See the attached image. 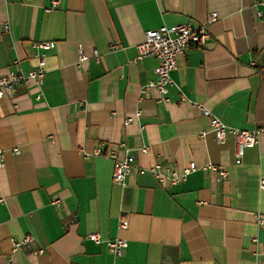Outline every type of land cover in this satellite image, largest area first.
Instances as JSON below:
<instances>
[{"label": "crops", "instance_id": "1", "mask_svg": "<svg viewBox=\"0 0 264 264\" xmlns=\"http://www.w3.org/2000/svg\"><path fill=\"white\" fill-rule=\"evenodd\" d=\"M50 6L0 0V76L28 73L38 52L46 70L41 89L0 98V264H264V134L237 163L233 139L220 142L200 107L233 127L264 126V0ZM211 12L218 20L209 38L178 56L167 98L155 88L142 94L158 65L154 57L133 61L145 31L199 27ZM80 46L90 59L79 67ZM97 146L134 157L125 186L113 180L111 158L86 155ZM191 162L198 168L177 184L149 170L160 163L165 173L182 171ZM207 164L226 177L203 170ZM90 232L102 242L87 239ZM26 234L34 243L13 250L12 240ZM116 237L128 242L119 257L107 246Z\"/></svg>", "mask_w": 264, "mask_h": 264}, {"label": "built area", "instance_id": "2", "mask_svg": "<svg viewBox=\"0 0 264 264\" xmlns=\"http://www.w3.org/2000/svg\"><path fill=\"white\" fill-rule=\"evenodd\" d=\"M60 0H51V6L47 8V11H51L59 4ZM261 4V2H259ZM260 17H264V12L258 11ZM218 20V14L211 12L205 23L199 27H195L192 23H182L175 26H161L155 29H149L145 31L144 40L137 44V55L133 61L141 62L148 57H154L158 59V65L155 67L156 80L151 81L142 87V94L146 90L155 88L157 89L162 99L167 98L169 87L174 84L172 72L177 68V58L182 54L186 48L193 45H203L209 38V26ZM5 28L8 29V23L5 24ZM33 46L41 50H50L52 48L51 42H33ZM94 58L100 59V54L97 50L94 52ZM38 64L35 68L31 69L28 73L10 71L9 73L0 76V98L8 95L14 97L16 90L19 87H36L41 89L45 80V55L44 52L37 53ZM90 59V56L84 50L83 47L79 48V59L77 65L80 67L83 62ZM42 96L40 92L37 95L39 99ZM184 97V96H183ZM141 98V97H140ZM204 114L209 118L211 130L215 133L217 139L220 142L225 141L231 137L234 141V154L236 162L239 163L242 160L245 149L247 147L255 146L260 141V136L264 134V126H259L254 129H244L227 125L219 117H217L212 110L200 105ZM141 116V111L138 110L133 116H128L126 122ZM205 132H203L204 134ZM143 151H147L148 147H144ZM19 148H14L15 153H19ZM5 151L0 147V167L4 165ZM87 156H107L114 162L113 168V180L122 186L127 184V177L133 167L134 157L130 154L124 158H120L117 155L115 149L104 151L102 147L97 146L92 153H86ZM198 166L195 162H191L182 171L169 170L167 173L163 171V166L160 163H156L151 166L149 170L153 172L155 177L162 183L169 182L170 184H177L184 182L189 173L196 170ZM203 170H212L219 172L222 177H226V171L221 166L213 164H207L202 166ZM261 188H264V179L261 181ZM53 204L60 205V199L55 198L52 200ZM260 222H262V216L260 215ZM120 228L125 229L128 227V221L122 219L120 221ZM87 239L94 241L95 243H101L102 237L98 232H90L87 234ZM35 241V238L31 234H26L20 239L12 240L13 250H18L24 246H30ZM107 246L115 257H119L123 254L124 249L128 246L126 239L116 237L114 239L107 240ZM44 252L43 248L35 250V254H41ZM7 264H11V258L8 259Z\"/></svg>", "mask_w": 264, "mask_h": 264}]
</instances>
